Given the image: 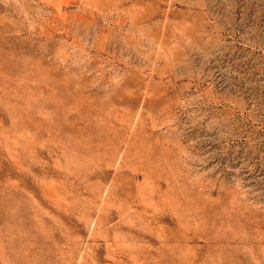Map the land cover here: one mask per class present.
I'll return each instance as SVG.
<instances>
[{
    "label": "rangeland",
    "instance_id": "1",
    "mask_svg": "<svg viewBox=\"0 0 264 264\" xmlns=\"http://www.w3.org/2000/svg\"><path fill=\"white\" fill-rule=\"evenodd\" d=\"M91 2L0 0V264H264V0Z\"/></svg>",
    "mask_w": 264,
    "mask_h": 264
},
{
    "label": "bare ground",
    "instance_id": "2",
    "mask_svg": "<svg viewBox=\"0 0 264 264\" xmlns=\"http://www.w3.org/2000/svg\"><path fill=\"white\" fill-rule=\"evenodd\" d=\"M95 2H96V0H94ZM88 5L89 4H91L92 5V2H91V0H88V3H87ZM94 4V3H93ZM108 8V11L110 10V8L109 7H107ZM97 9V8H96ZM117 9V8H116ZM89 216V215H88ZM98 228V227H97ZM117 229V228H116ZM106 233V232H105ZM108 234V233H107ZM129 234V233H128ZM127 234V235H128ZM92 235V234H91ZM125 236V235H124ZM106 241V240H105ZM108 243V242H107ZM111 243V242H110ZM70 251V250H69Z\"/></svg>",
    "mask_w": 264,
    "mask_h": 264
}]
</instances>
